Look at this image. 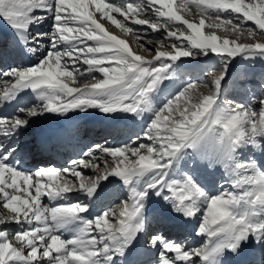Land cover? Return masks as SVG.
I'll use <instances>...</instances> for the list:
<instances>
[{
  "label": "snow or ice",
  "instance_id": "obj_1",
  "mask_svg": "<svg viewBox=\"0 0 264 264\" xmlns=\"http://www.w3.org/2000/svg\"><path fill=\"white\" fill-rule=\"evenodd\" d=\"M49 19V32L36 30ZM129 23L163 31L164 40L153 51ZM0 24L21 54L48 38L37 63L0 70V264H130L140 247L147 264H229L246 245L264 250V77L247 104L220 99L233 61L264 62V0H0ZM210 55L219 64L208 71L211 94L189 79L156 102L184 58ZM89 109L143 119L141 133L120 146L95 143L66 166L23 168L31 151L22 137L37 118ZM116 192L124 198L92 214ZM153 197L172 228L192 232L151 231Z\"/></svg>",
  "mask_w": 264,
  "mask_h": 264
},
{
  "label": "bare ground",
  "instance_id": "obj_2",
  "mask_svg": "<svg viewBox=\"0 0 264 264\" xmlns=\"http://www.w3.org/2000/svg\"><path fill=\"white\" fill-rule=\"evenodd\" d=\"M112 2H119V0H112ZM134 2H139V0H134ZM146 14L155 19L150 10ZM117 18L123 20L122 17L117 16ZM51 23V19H49L36 30L49 32L51 30ZM103 23L112 34L115 32V34L121 35V39H125L124 37H126V41H133L137 46L138 54L145 53L147 55L145 58L151 59L148 53L139 49L136 42L132 39L131 34L125 35L121 33L119 29L115 28V26L109 24L107 21H103ZM128 26L138 29L140 34L144 35L145 38L148 37V34L144 32L145 26L133 25L130 23ZM154 33L158 34L160 32ZM32 34L34 35L35 32ZM143 42L142 40V43ZM47 44L48 38L44 37L40 41L38 46L39 50L35 54H21L19 49L15 47L11 30L6 25L0 24V52L3 53V55H0V70L8 66L27 67L37 63L39 58L46 52ZM158 46L159 45H157L156 48ZM95 75L98 77L100 76L99 73ZM3 85V80H0V89H2ZM26 93L25 100L35 102L31 90H26ZM9 111H11V109H9ZM147 115L148 114H146L145 118H147ZM143 123V119H137L130 114L116 113L113 115H105L96 109H89L85 113L75 111L69 112L65 116L46 114L45 116L37 118L35 122L32 123L31 127L25 131L22 137V142L26 144L31 151V155L23 160L22 166L25 170L44 167L48 165L49 162H54L56 166H66V161L69 158H78L95 143L109 147L120 146L127 143L129 138L141 133ZM39 135L57 136L61 143L53 146L50 150L42 151L36 143ZM106 135L109 137L107 138ZM86 171L91 173L90 169ZM209 187L213 192L219 191L218 188L211 184ZM115 197L124 198V194L116 192L114 197H102L92 206V214L94 215L99 211L101 206L115 203ZM43 199L47 202L46 197ZM73 199H75V196H73ZM166 212L167 208L162 205V202L153 197L147 210V222L151 231L164 230L174 239H181L187 233L192 232L191 227L187 229L172 228L171 226L175 221L170 218L164 219L163 214ZM8 227L14 230L16 226L8 225ZM69 235L70 234L67 233L64 234V238H68ZM200 242V238L198 237H188L186 240L189 246H199ZM150 259L151 257L145 254L144 248L140 247L137 254L130 258V264H137V262L138 264H147ZM229 264H264V250L255 244L246 245L239 255L230 256Z\"/></svg>",
  "mask_w": 264,
  "mask_h": 264
},
{
  "label": "rangeland",
  "instance_id": "obj_3",
  "mask_svg": "<svg viewBox=\"0 0 264 264\" xmlns=\"http://www.w3.org/2000/svg\"><path fill=\"white\" fill-rule=\"evenodd\" d=\"M189 18L193 19V17ZM195 22H198V18L195 19ZM246 26L255 27V25L251 22H248ZM206 31H208V29H206ZM144 32L148 34V37L143 40V43H145L146 46L151 48L153 51L158 45L157 41L164 40L165 37L163 31H159L160 33L155 34L150 29H147L146 26ZM115 35L118 38H122L120 34L116 33ZM124 38L126 39V37ZM128 42L133 50L137 52L138 49L135 43L130 40H128ZM165 43H167V41H165ZM139 54L147 56L145 53ZM184 60L186 65L185 70L177 73L173 80L164 81L163 85H161L162 91L157 94L156 102H159V99L174 92L189 79L192 81H205L207 86L201 85L198 88V92L204 95L211 94L210 89L212 87L213 75H209L208 71L219 67L218 58L214 55H210L208 57H198L195 59L184 58ZM245 72L247 73L246 75ZM219 74V71L214 72L215 76H219ZM262 77H264V62L258 60L240 61V59L237 58L230 65L229 73L223 81L220 99L225 103L231 101L232 103L229 105L230 107H236L239 104H247L249 97L253 93L257 92ZM106 137L108 138L109 136L106 135ZM215 179L216 181L224 183V181H220L219 176ZM225 188H229V184L227 185V183H225Z\"/></svg>",
  "mask_w": 264,
  "mask_h": 264
}]
</instances>
